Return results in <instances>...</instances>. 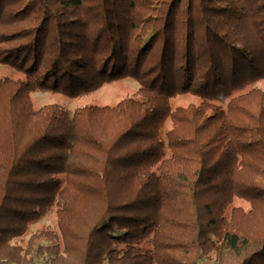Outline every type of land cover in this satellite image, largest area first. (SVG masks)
<instances>
[{"label": "trees", "instance_id": "1", "mask_svg": "<svg viewBox=\"0 0 264 264\" xmlns=\"http://www.w3.org/2000/svg\"><path fill=\"white\" fill-rule=\"evenodd\" d=\"M0 60V264H264V0H0Z\"/></svg>", "mask_w": 264, "mask_h": 264}, {"label": "rangeland", "instance_id": "2", "mask_svg": "<svg viewBox=\"0 0 264 264\" xmlns=\"http://www.w3.org/2000/svg\"><path fill=\"white\" fill-rule=\"evenodd\" d=\"M4 77L22 80H26L27 78L25 72L17 70L10 64L4 63L2 60H0V79ZM138 87L139 84L136 80L124 78L118 81L105 83L99 89H96V91L86 95L74 97L58 91L48 90L34 91L32 92V98L36 107H40L48 103H58L62 106H67V108L71 110H74L75 108L80 106L83 107L89 104H116L122 98L132 95L138 89ZM200 100L201 98L198 95L187 93L173 98L172 106H186L192 102L197 104L200 102ZM44 226H57L56 212L54 210L48 212L43 216V219H40L38 222H36V224L32 226L31 232L33 233Z\"/></svg>", "mask_w": 264, "mask_h": 264}, {"label": "built area", "instance_id": "3", "mask_svg": "<svg viewBox=\"0 0 264 264\" xmlns=\"http://www.w3.org/2000/svg\"><path fill=\"white\" fill-rule=\"evenodd\" d=\"M3 264V263H2Z\"/></svg>", "mask_w": 264, "mask_h": 264}]
</instances>
